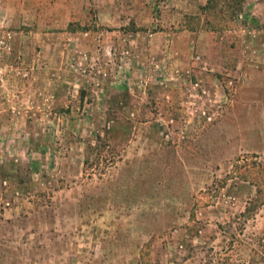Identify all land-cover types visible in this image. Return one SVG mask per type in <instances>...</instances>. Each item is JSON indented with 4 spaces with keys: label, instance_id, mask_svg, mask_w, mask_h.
Instances as JSON below:
<instances>
[{
    "label": "rangeland",
    "instance_id": "rangeland-1",
    "mask_svg": "<svg viewBox=\"0 0 264 264\" xmlns=\"http://www.w3.org/2000/svg\"><path fill=\"white\" fill-rule=\"evenodd\" d=\"M205 2L0 0V264H264V0Z\"/></svg>",
    "mask_w": 264,
    "mask_h": 264
},
{
    "label": "trees",
    "instance_id": "trees-1",
    "mask_svg": "<svg viewBox=\"0 0 264 264\" xmlns=\"http://www.w3.org/2000/svg\"><path fill=\"white\" fill-rule=\"evenodd\" d=\"M244 0H206L205 4L200 6V10L212 19L213 25H221L230 20L237 11L242 8ZM214 27V26H213ZM240 166V172L246 173V177L253 182L256 189V196L252 203H264V164L250 162L247 167ZM244 168V169H242ZM262 203V204H263ZM254 205V204H253ZM249 210V208H247Z\"/></svg>",
    "mask_w": 264,
    "mask_h": 264
}]
</instances>
